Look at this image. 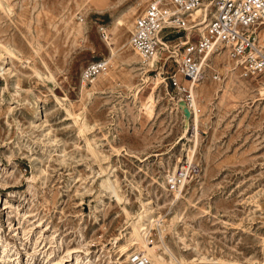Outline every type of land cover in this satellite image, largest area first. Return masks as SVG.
<instances>
[{
	"label": "rangeland",
	"instance_id": "obj_1",
	"mask_svg": "<svg viewBox=\"0 0 264 264\" xmlns=\"http://www.w3.org/2000/svg\"><path fill=\"white\" fill-rule=\"evenodd\" d=\"M143 4L0 0V264H264V76L212 53L187 118L175 66L129 45ZM182 165L176 193L166 174ZM149 217L155 262L129 246Z\"/></svg>",
	"mask_w": 264,
	"mask_h": 264
},
{
	"label": "built area",
	"instance_id": "obj_2",
	"mask_svg": "<svg viewBox=\"0 0 264 264\" xmlns=\"http://www.w3.org/2000/svg\"><path fill=\"white\" fill-rule=\"evenodd\" d=\"M204 2L210 4V16L204 26V33H187L183 22L187 14ZM264 24V0H144L143 7L133 19L129 30V43L136 52L140 63H146L160 50L172 43L170 50L177 53L167 60L179 72L184 82L168 76L188 117L198 114L195 103L194 84L201 72L206 56L218 48L227 50L229 56L239 60L243 76L264 75V48L255 44L257 26ZM103 33V32H102ZM163 66V65H162ZM106 67L102 59L94 60L83 66L80 76L87 83L89 79ZM153 69V68H151ZM191 129H192V125ZM189 167L166 174L170 190L179 192L189 173ZM131 264H148L149 260L141 253L130 255Z\"/></svg>",
	"mask_w": 264,
	"mask_h": 264
},
{
	"label": "bare ground",
	"instance_id": "obj_3",
	"mask_svg": "<svg viewBox=\"0 0 264 264\" xmlns=\"http://www.w3.org/2000/svg\"><path fill=\"white\" fill-rule=\"evenodd\" d=\"M209 6H210V4L208 3V2H204L203 4H201V6H199V7H197L196 9H194V10H192L191 12H189V14H187V16H186V19L184 20V22H183V28L187 31V33H188V31H190V30H192V29H190V28H193V27H195V28H199V27H197V26H201V28L198 30V32L199 33H201V35L204 33V26H205V24H206V22H207V20L209 19V16H210V8H209ZM192 16L194 17H196V16H198V17H196V18H193V20H196V22H195V24L199 21V23H197L195 26H190V27H186L185 25L187 24V20L189 19V18H192ZM117 23H118V25L121 23V21L120 20H118L117 21ZM264 30V24L263 25H260V26H257L256 28H255V31H256V39H255V44H256V46L257 47H259V48H264V44H263V42H262V40H261V37H262V35L264 34L262 31ZM193 34H197L196 33V31H193ZM129 45H130V43H129ZM130 47H131V45H130ZM5 48V47H4ZM6 49V48H5ZM164 50H166V51H159L156 55H154L152 58H150V60H148L145 64H149V66H155V68L156 67H159V68H161L162 67V65H164V63L167 61V52H169V54L171 55V56H176L177 55V53H172V52H174V50H170L169 49V47L167 46V44H166V47L164 48ZM221 50H224V52L225 53H227V56H228V58L229 59H232V60H235V61H237V63H239V60L238 59H236V58H234V57H231V56H229V54H228V52H227V50L226 49H224V48H216L215 49V51L213 50V52L212 53H214V52H217V51H221ZM5 52H8L7 51V49H6V51ZM11 53V52H10ZM167 53V54H166ZM212 53H210V54H208L207 56H206V58L209 56V55H211ZM168 54V55H169ZM10 55V54H9ZM110 57V56H109ZM110 58H112V57H110ZM205 58V59H206ZM108 60L106 61V63H105V65L107 66L108 65ZM240 64H236V62L235 63H231V62H229L226 66H225V69L226 70H232V68L233 67H238ZM202 67H203V64H202V66H201V72H200V75H199V77L197 78V80L195 81V84H194V87H195V85L198 83V81L200 80V76H201V74H202ZM154 68V69H155ZM106 70V67L102 70V71H100V72H98L94 77H96L98 74H100V73H102V72H104ZM178 75H180L179 74V72H177V71H175L174 72V77H175V79L177 80V81H179L180 79L177 77ZM181 76V75H180ZM264 76V75H263ZM94 77H92L91 79H89V81H91ZM182 78V77H181ZM232 78V77H231ZM233 79V78H232ZM88 81V82H89ZM87 82V83H88ZM179 82H184V80L182 79V80H180ZM204 82V81H203ZM200 83H202V82H200ZM96 86V85H95ZM200 86V85H199ZM198 88V87H197ZM264 88V87H263ZM261 94H264V89H261ZM179 103L180 104H183L182 103V101H180V99H179ZM179 104V106H181V108H182V105H180ZM186 117L188 118V112H187V110H186ZM194 116H195V119L197 118V114H194ZM186 125V124H185ZM187 131V126H186V129H185V132ZM186 180V179H185ZM104 186H106V185H104ZM107 188H109L110 190H111V193H112V195L115 197V199H117V201L119 202V195H118V193H117V191L115 190V188H114V185H113V183H111L109 180H107ZM148 204V203H147ZM148 212V211H147ZM151 212V211H150ZM146 214V213H145ZM149 214V213H148ZM152 216V215H151ZM151 217H149L148 218V223L147 224H143V223H140V221L138 220V221H136V222H132L131 223V238H130V240H129V246H130V248H134L135 246L136 247H140V248H142V249H144L145 251H146V253L149 255V257L151 258L150 260L152 261H154V260H157L156 259V256L153 254V251H152V248H150V246L149 245H147V243H146V239H145V237H146V235H147V233L149 232V230H150V228H151V226H152V222H151ZM170 254V253H169ZM160 258V257H159ZM155 262V261H154ZM157 262V264H162V263H160V262H158V261H156Z\"/></svg>",
	"mask_w": 264,
	"mask_h": 264
},
{
	"label": "water",
	"instance_id": "obj_4",
	"mask_svg": "<svg viewBox=\"0 0 264 264\" xmlns=\"http://www.w3.org/2000/svg\"><path fill=\"white\" fill-rule=\"evenodd\" d=\"M180 104V103H179ZM181 105V104H180ZM182 110H183V112H184V115H185V113H186V109L184 108V107H182ZM186 116V115H185Z\"/></svg>",
	"mask_w": 264,
	"mask_h": 264
}]
</instances>
